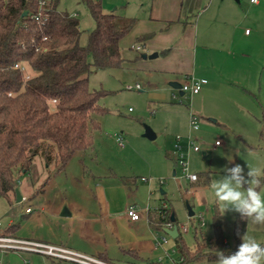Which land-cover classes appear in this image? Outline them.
Instances as JSON below:
<instances>
[{"label": "rangeland", "instance_id": "rangeland-1", "mask_svg": "<svg viewBox=\"0 0 264 264\" xmlns=\"http://www.w3.org/2000/svg\"><path fill=\"white\" fill-rule=\"evenodd\" d=\"M139 4H141L139 0H129L127 11L131 15L139 12L140 8L137 6ZM103 5L105 13L122 16V11L120 9L115 11L116 8L110 6L108 0H103ZM58 9L78 17L82 31L80 43L86 46L89 34L95 29V21L87 6L82 0H60ZM198 9L196 15L205 14L204 16L210 19H220L222 14L229 16V29L232 33L235 32V47L229 58L230 67L239 65L242 54L248 55L247 63L251 65V76L244 86L246 91L233 93L227 89L229 86L225 80L223 88H219L211 97L212 104L218 102L215 105L217 108L223 105L220 107L222 110L218 117L226 123L227 128L221 125L223 122L213 123L208 116L195 110L193 112L200 118V130L193 132L192 137L197 138L203 147L200 154L189 158V172L199 176L210 174V182L207 186L209 202L202 208L193 207L191 199L185 196L186 187L188 186L190 190L191 184L186 180L182 171L175 169L177 175L174 177L173 171L162 169L163 165L170 163L161 148L160 139L149 140L143 137L145 127H149L153 132L164 133L170 141L176 135H184L181 129L190 130V119L186 118L176 106L169 116L163 115L161 105L148 99L149 94L143 84H141V87H144L143 93L127 90L128 85H136V72L104 70L97 71L90 76L91 89H115L113 92L109 91L110 94L100 101L110 114L101 119L104 133L97 144V163H94L88 155L84 157L82 153L76 154L66 170L59 176L53 177L43 192L45 181L55 169H49L41 158H36L30 172L20 180L19 191L27 200L22 204L17 202L10 204L7 199L0 196V224L2 226L0 230L5 231L13 224L19 225L16 237L19 239L31 237V234L38 229L36 224L28 223L25 217L27 208H37L35 215L39 213L38 208L42 206L57 207L61 199L79 204H85L86 200L88 203H94L95 195L100 190H104L109 191L107 196L120 200L124 196L119 193L118 189L117 191L106 189L109 186L122 188V183L115 179L114 176H116L117 178H136L137 186L132 188V192L136 193V198L146 204L149 203L151 207L159 209L169 205L176 216L182 238L189 249L195 250L196 248L195 228L199 229V238L202 237L207 244H213L214 220L216 215L220 214L227 249L234 250L238 213L233 211L222 213L218 204L214 202L211 185L225 175L226 167L233 166L229 159L242 165L245 174L249 168H252L260 170L264 176V8L255 9L250 4V0H200ZM246 31L252 34L249 38L245 37ZM90 62H92L91 58ZM170 93L169 91L168 95ZM169 97L170 103H176L172 101L171 95ZM183 100L194 108L203 103L196 98L194 106L193 102L188 99ZM164 116L169 117L173 122L166 124ZM155 122L159 123L158 127L154 126ZM115 134L123 137L122 147L117 143ZM217 142H220L219 146H216ZM90 171L98 178L91 177ZM142 177L148 179V182L144 183L141 180ZM259 191L264 196V184ZM128 193L132 196V193ZM187 204L192 206V212L195 213L192 218L189 217ZM94 205L90 208L94 207L93 212L96 214L98 208ZM39 234L46 236L43 230H40ZM245 234L254 236L264 244V225L252 224L247 220ZM166 236L164 233L160 234V237ZM167 240L166 248L174 250V240L170 237H167ZM97 249L95 245H88V251H97ZM0 258L3 259L4 264H33L30 256L25 259L26 262L22 263L14 262L8 255H0ZM47 261L44 258L38 261V264H49L50 262Z\"/></svg>", "mask_w": 264, "mask_h": 264}, {"label": "crops", "instance_id": "crops-1", "mask_svg": "<svg viewBox=\"0 0 264 264\" xmlns=\"http://www.w3.org/2000/svg\"><path fill=\"white\" fill-rule=\"evenodd\" d=\"M139 1L141 4L137 6L140 11L131 15L127 11L129 0H108V4L116 8L115 11L118 9L122 11V17L136 20L135 26L120 42L124 59L122 68L111 70L118 72L132 70L136 72V85H144L149 94L148 99L159 106L161 105L163 115L169 116L174 106H176L188 119L194 114L195 110L208 116L213 123L223 122L221 125L227 128L226 123L218 117L222 110L220 107L223 105L217 108L215 105L218 102L212 104L211 97H213L215 91L223 88L225 80V83L229 86L227 89H230L233 93L246 91L247 89L244 86H246L245 84L251 76V65L247 63V54L240 56L241 60L238 66L230 67L229 58L235 47V32L232 33L229 29V16L222 14L220 19H210V17L206 18L205 14L196 15V10H199L200 7V0ZM250 4L257 10L264 8V0H260L257 5L252 4L251 1ZM251 35L246 31V38ZM155 54L157 57L151 58ZM193 78L207 80L208 83L203 86L202 91L197 95L184 93L179 86L182 87ZM144 87H141V91L137 92L143 93ZM105 91L110 94L109 91L113 92L115 89L107 88ZM169 91L171 92L172 101L176 103L169 102ZM196 98H198V101L203 102L201 106H195L194 99ZM183 99L193 102L195 108L192 105H187ZM108 114H110L109 111L98 117L101 130L94 135V149L84 154V157L88 155L94 163H97L98 159V140L104 133L101 119ZM165 116L163 118H166V124H171L172 119ZM154 126L158 127L159 123L155 122ZM181 130L184 137L193 136L194 134L191 128L189 131L186 128ZM154 133L156 136L154 140L160 139L161 148L166 153L170 163L163 165L162 169L169 170V172L173 171L175 177L177 175L175 169H179L175 163L174 154L175 137L178 135L168 141L164 133H159V131ZM201 145L203 147V144ZM200 152L190 151L189 158H194ZM89 174L93 178L96 177L92 175L91 171ZM114 177L120 183H122L120 179L124 178ZM208 178L210 179V177ZM143 179L146 178H141L144 183L148 182V179L146 181ZM46 181L43 192L51 182L50 180L46 184ZM190 184L191 189L188 190V186L186 187L185 196L191 199L193 207H204L209 202L207 192L209 183H205L204 177L199 180V183ZM135 186H137V182L132 187L122 183V188H115L114 186L106 188L113 191L118 189L119 193L124 196L120 200L107 196L109 191L100 190L94 197V203H88V200H86L85 204H79L61 199V203L57 207L47 208V206H42L38 208L39 213L35 215L34 212L37 208L30 207L32 211L26 213L25 217H27L28 223L36 224L38 231L33 232L31 237L23 240L62 247L112 264H175L182 261L178 257L176 246L173 250L166 248V244H161L160 240L162 238L170 236L164 231L156 232L151 228L148 213L155 210V208L151 207L149 203L146 204L136 198V193L132 192V188ZM128 192L132 193V196ZM22 198L23 201L19 204L27 200L23 196ZM11 199L12 203L17 202V197L14 199L12 196ZM138 202L145 206L144 209L141 208ZM93 204L98 208L96 214L93 212L94 207L90 208ZM132 207L141 216V219L137 222H133L127 217V211ZM65 209L69 214L68 216L62 215ZM189 217L192 218L190 214ZM19 227V225L13 224L5 231L0 230V232L16 237ZM40 230L45 231L46 236H41L39 234ZM161 233L167 236L160 237ZM88 245L97 246V251H88ZM0 255H8L17 263L26 262L25 259L30 256L33 264H38V261H42L44 258L46 261L50 260L51 264H75L34 253L0 252Z\"/></svg>", "mask_w": 264, "mask_h": 264}, {"label": "trees", "instance_id": "trees-1", "mask_svg": "<svg viewBox=\"0 0 264 264\" xmlns=\"http://www.w3.org/2000/svg\"><path fill=\"white\" fill-rule=\"evenodd\" d=\"M82 1L95 21L86 46L80 43L78 17L60 11V0L49 2L41 24L34 20L39 0H0V196L10 204L36 158L55 169L47 184L76 154L92 151L94 135L101 130L98 117L108 113L100 104L108 92L91 89L90 76L122 68L120 42L136 20L105 13L103 0ZM209 175H198L197 182L205 177L208 184ZM120 180L129 187L137 182L136 178ZM148 219L156 232L169 223L179 229L169 205L149 211ZM246 228L247 219L238 214L234 250L227 249L220 214L214 220L213 244L199 238L195 228L196 248L191 250L179 229L174 242L182 261L175 264H215L216 252L230 255L237 250Z\"/></svg>", "mask_w": 264, "mask_h": 264}, {"label": "clouds", "instance_id": "clouds-1", "mask_svg": "<svg viewBox=\"0 0 264 264\" xmlns=\"http://www.w3.org/2000/svg\"><path fill=\"white\" fill-rule=\"evenodd\" d=\"M229 162L233 166L226 167L225 175L211 185L214 202L222 213L233 211L252 224L264 225V196L257 190L264 176L252 168L245 174L242 165L232 159ZM241 239L234 253L216 252L215 264H264V244L252 235L245 234Z\"/></svg>", "mask_w": 264, "mask_h": 264}, {"label": "built area", "instance_id": "built-area-1", "mask_svg": "<svg viewBox=\"0 0 264 264\" xmlns=\"http://www.w3.org/2000/svg\"><path fill=\"white\" fill-rule=\"evenodd\" d=\"M51 0H39V13L34 17V20L41 24L42 17L44 14L45 8L49 5ZM252 4L257 5L259 4L260 0H250ZM247 33H249L247 31ZM24 70V69H23ZM208 83L207 80H198V79H191L189 82L184 84L181 87V90L184 93H188L191 95H197L202 91L204 85ZM140 85L135 86H128L127 90L129 91H141ZM175 98V97H174ZM190 128L192 132H197L200 129V118H198L195 114L190 116ZM116 141L119 146H123V137L119 134L115 135ZM220 142L216 143V146H219ZM202 150V145L198 142L196 138L192 136H176L175 143H174V154L176 159V164L178 168L184 174L186 180L190 183H196L198 181V175L192 174L189 172V153L190 151L193 152H200ZM146 181V179H143ZM164 208H168L167 205ZM32 210L29 208L26 210L27 213H30ZM127 217L133 221L137 222L141 219L139 212L135 208H129L127 211ZM0 224V228H1ZM167 229L173 230L175 228L173 223H169L166 225ZM161 244H167V238H162L160 240ZM0 252L1 253H34L43 256H47L57 260H63L72 262L75 264H112L106 261H102L96 258L88 257L77 252L57 247L50 244L35 242V241H28L19 239L17 237L11 235H5L4 233L0 232ZM0 264H4L2 259H0Z\"/></svg>", "mask_w": 264, "mask_h": 264}, {"label": "water", "instance_id": "water-1", "mask_svg": "<svg viewBox=\"0 0 264 264\" xmlns=\"http://www.w3.org/2000/svg\"><path fill=\"white\" fill-rule=\"evenodd\" d=\"M236 1H238V0H236ZM155 57H157L156 54L154 56H152L151 58H155ZM179 88H181V87L179 86ZM144 137L149 139V140H154L156 138L155 133L149 127H145ZM16 197H17V203L18 204L23 201V198H22V195H21L19 189H16ZM138 204L141 206V208L144 209V207H145L144 205L140 204L139 202H138ZM187 206H188V210H189L190 216L193 217L194 216V212H192V209L190 208L189 205H187ZM62 215L63 216H68L69 215L68 212L66 211V209L64 210ZM173 220H174V218H173ZM164 232L166 234H168L173 239H177L178 236H179V232H178V228L177 227H175L173 230L165 229Z\"/></svg>", "mask_w": 264, "mask_h": 264}]
</instances>
